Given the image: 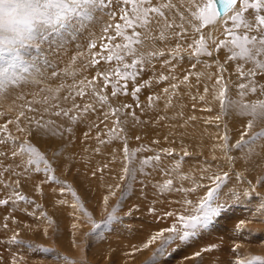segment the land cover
Listing matches in <instances>:
<instances>
[{
	"label": "rangeland",
	"instance_id": "rangeland-1",
	"mask_svg": "<svg viewBox=\"0 0 264 264\" xmlns=\"http://www.w3.org/2000/svg\"><path fill=\"white\" fill-rule=\"evenodd\" d=\"M162 2L151 0L143 7L169 4ZM172 9H163L167 23L174 25L172 29L164 20L135 29L141 43L133 46L143 54L144 63L137 79L127 82V95L117 86V95L113 96V87L105 88L99 78V73L115 69L116 61H101L95 66L91 63L100 45L108 43L104 37L115 36V24H123L119 12L114 18L97 14L113 26L107 33L101 32L103 29L89 31L88 24L76 30L67 28L62 35L44 42L42 53L27 50L25 59L35 61V67L29 64L25 70L12 61L5 63L6 53L0 59V69H7L9 79L16 77L15 83L0 87V125L6 123L5 118L12 121L8 132L17 141L0 144V153H7L0 155V180L11 185L7 189L0 186V197L7 199L15 189L28 198L0 206V264H151L153 259L156 264H237L241 260L264 264V259H254L264 258V210L259 207L264 202V138L250 139L264 130V119L242 115L235 103L264 102V70L257 71L254 63L238 55L230 59L240 51L230 43L215 49L212 41L231 40L224 35L222 23L208 39L206 26L193 14L198 11L196 6H188L184 12ZM150 15L155 21L154 14ZM177 32L179 37L173 35ZM125 34L131 36L132 30ZM161 35L166 39H160ZM201 35L213 55L201 53L189 60L187 57L201 47ZM89 43H95L96 48H88ZM125 43L117 37L109 47L113 54L123 55L124 50L114 45ZM176 51L184 59H173ZM134 58L140 57L126 56L123 63H131ZM249 69L257 75L246 80L238 75ZM30 74L43 77L28 82ZM161 76L166 78L161 80ZM112 83L122 85L124 81L113 76ZM241 83L246 85L243 95L239 92ZM135 86L141 87L136 96L132 94ZM252 87L257 88L255 93ZM53 94L77 109L65 116V123L73 124L72 129L62 122L58 125L53 118H49L51 123L47 120L56 105ZM98 96H106L107 102H101ZM11 97L19 99L26 112L48 115L40 113L36 121L30 116L17 120L15 105L6 103ZM89 105L94 111H85ZM115 109H119L123 123H117V116L112 114ZM249 121L252 127H248ZM17 127L24 131L19 132ZM241 136L248 143L237 148L234 145ZM19 144L24 145L23 150ZM13 150L17 152L15 158ZM156 155L159 161L142 164L146 157ZM37 160L40 163L36 166L41 169L38 174L29 163ZM44 160L50 166L48 172L43 170ZM9 168L11 172L5 174ZM181 176L187 179L181 180ZM215 176L222 177L221 187L211 204L223 205L221 214L207 229H198L189 241L170 243L157 254L163 236L169 235L157 236L162 229H183L180 216L201 215L200 203L215 187ZM167 179L173 180L171 191L161 193L159 187ZM193 187L196 191L190 192ZM113 209L115 219L104 223ZM241 220L245 223L237 229ZM94 224L100 227L94 229ZM13 236L16 243L10 242ZM153 236H157L154 241ZM40 246L54 251H43ZM198 251L200 257L194 255Z\"/></svg>",
	"mask_w": 264,
	"mask_h": 264
},
{
	"label": "snow or ice",
	"instance_id": "snow-or-ice-1",
	"mask_svg": "<svg viewBox=\"0 0 264 264\" xmlns=\"http://www.w3.org/2000/svg\"><path fill=\"white\" fill-rule=\"evenodd\" d=\"M151 0H0V59H4V54H7V59L4 61L8 63L9 61L14 62V66L24 67L27 70V65L32 67L36 66L35 61H28L25 59V54L29 49H36L38 52H43L44 42L52 40L57 34L62 35V30L67 28H72L76 30L78 27L85 26L87 23L97 22V14L105 13L110 17H114L119 12V19L123 21V24H115V36L104 37L108 41L107 44L100 45V51L94 53L92 56L91 63L93 66L98 65L101 61L106 63H111L113 61L117 62V67L115 69H110L108 72L99 73V78L103 79L105 84L104 87H113L112 95H117L116 87H121V90L125 95H127V82L129 80L137 79L139 75V68L144 63V56L138 53L137 49L133 46L141 43L139 36L140 33L136 32L137 27L147 28L152 22L158 23L159 20L165 21V26L169 29L174 27L173 24L167 23V18L165 16V11L163 9H172L174 5L163 4L160 7H143L145 4H150ZM115 6V7H114ZM123 6V7H121ZM130 6V7H129ZM198 9L197 12L193 13L196 18L203 23L204 26H214L217 24H223V33L227 37H231V40H221L219 42L212 41L215 49L218 51L222 46H226L229 43L240 49L239 53L234 54L230 59H236L237 55L243 59L251 61L255 64L257 71L264 70V0H198L196 4ZM155 21L153 20V15ZM230 25V26H229ZM113 26L111 24H105L103 31L107 33ZM131 29L132 35L128 36L125 31ZM199 31V30H198ZM176 37L180 36V33L173 34ZM123 38L127 43L123 45H114V47L121 48L124 50V54H113L109 45L111 42L117 38ZM160 39H166L165 36L161 35ZM211 39V36H208ZM205 36H200L201 47H198L196 52L191 56L187 57L189 60L194 59L196 56L203 53L208 57H212L213 51L208 50L204 45ZM58 43V42H57ZM88 48H96L95 43H89ZM179 48V45L177 46ZM107 52L108 55L105 56L104 53ZM153 56L156 53L152 54ZM159 55H163L160 53ZM126 56L136 57L139 59H132L131 63H123ZM173 59H184V57L176 51L172 57ZM45 63H50L45 61ZM165 63H168L166 61ZM195 67V65H193ZM136 68L137 72H131L130 69ZM54 76L55 72L52 73ZM238 75L242 79H248L249 77H255L257 75L256 71L251 69L248 72L243 70L238 72ZM113 76L118 79H123L124 83L122 85L112 83ZM166 77L161 76L160 79L163 80ZM189 77L186 75L184 77L187 80ZM223 77H218L219 82ZM96 79L95 77L93 78ZM16 77L13 76L9 79L7 76V69H0V87L7 83H15ZM147 84V82H146ZM176 87L175 85L172 86ZM246 85L241 83L239 85V92L241 95L244 94ZM141 91L140 86H135L133 89V95L136 96L137 93ZM167 91V90H165ZM251 91L255 93L257 91L256 87H252ZM79 95H84L80 92ZM223 96L224 93H221ZM101 102H107L106 96H98ZM152 97L149 96V101ZM241 110L242 115H250L255 119H264V102H257L256 104H244L239 101L235 102ZM125 108L131 106L125 105ZM139 107V105H137ZM94 109L91 106L85 107V111ZM57 112L56 115H60ZM117 116V123H123L119 120V109H115L112 113ZM64 116H68V112H63ZM24 116L21 112L17 117L19 120ZM107 118V116L105 117ZM6 119V118H5ZM12 121H7L3 125H0V144L7 146L9 143H17L15 138L11 136L8 132V127ZM39 127V125H38ZM248 127H252V121H249ZM19 132H23V128L17 127ZM54 135L56 133H53ZM256 138H264V130H260L253 137H250L253 141ZM139 139V137H136ZM225 140L228 139L227 136L224 137ZM104 141H101L103 143ZM248 140L243 136L236 141L235 147L240 148L242 144H247ZM22 150L24 149L23 144L18 145ZM226 150L228 146L226 145ZM125 152L128 151L127 145L125 144ZM166 151V150H165ZM0 155H7V153H0ZM11 155L15 158L17 152L12 151ZM171 155V153H168ZM185 156L188 155L187 152L184 153ZM43 159V157H41ZM160 156L156 155L154 157H146L143 161V165H148L150 162L159 161ZM30 164L35 166V172L40 173L41 169L36 166L40 163V160L29 161ZM45 172L50 171V166H48L47 160H44ZM179 167V166H178ZM125 171H128L125 169ZM11 172V169H6L5 174ZM226 176L227 173H224ZM52 179H56L55 176ZM181 180H186L187 177L181 176ZM221 176H215V187L210 188L207 192V196L201 201L200 208L202 209L201 215H193L185 218L180 216L179 220L183 222V229H177L176 226H172L166 229H162L157 236H163L164 233L169 235L163 236L162 243L157 249V254L163 253L170 243L179 241L185 243L191 238L197 235L198 229H207L209 225L213 222L214 218L221 214L223 205L217 204L212 206L211 201L217 190L220 189ZM18 183V181H17ZM264 183V180L261 181ZM173 185L172 179H167L162 187H159V191L163 193L165 189L169 192L171 191V186ZM0 186L3 188H11L10 184L4 183L0 180ZM196 187H199L197 185ZM178 191H183L184 189H177ZM190 192L196 191V188H190ZM75 195V193H73ZM24 201L28 199L26 196L21 195L19 191L13 189L11 195L8 198L0 197V206L8 205L13 200ZM105 203H107V197H105ZM261 210H264V202L259 205ZM115 211L107 216L104 223L115 219ZM166 215L171 216L172 213H167ZM244 221L241 220L236 228L240 229L244 225ZM7 227V225H5ZM99 224H94V229L99 228ZM157 236L151 238L152 241L156 240ZM11 243H16L17 239L15 236L11 237ZM151 242V241H150ZM148 245L146 244L145 247ZM43 251L53 252V249L43 248ZM212 247H215L213 245ZM207 251V249H205ZM196 257L201 256V252L194 253ZM56 256L64 260H68L67 256H63L60 253H56ZM256 260H261L264 258L255 257ZM151 264H156L155 259L151 261ZM231 264V261H229ZM237 264H250L247 260L238 261Z\"/></svg>",
	"mask_w": 264,
	"mask_h": 264
},
{
	"label": "bare ground",
	"instance_id": "bare-ground-1",
	"mask_svg": "<svg viewBox=\"0 0 264 264\" xmlns=\"http://www.w3.org/2000/svg\"><path fill=\"white\" fill-rule=\"evenodd\" d=\"M160 1H163V2H165V1H169V3L170 4H172V5H174V8L177 10V11H183L184 12V10H186V8L188 9V6H190V7H192V9H193V7L194 6H196V2L194 1L193 2V0H160ZM162 2V3H163ZM168 4V3H167ZM192 5V6H191ZM161 6V5H160ZM175 9H172V12L173 11H175ZM196 9H197V7H196ZM168 10V9H167ZM188 11V10H187ZM118 14V13H117ZM119 16V15H118ZM114 18V17H113ZM104 19L105 18H97V22H95V23H87L89 26H90V29H89V31H96V30H98V31H101L103 28H104V26H105V24H110V21H108L109 19H107L106 21H104ZM218 25L219 24H217V25H214V26H206L205 27V34L207 35V36H213V34L215 33V29L218 27ZM87 26V25H86ZM100 29V30H99ZM101 32H103V33H105L104 31H101ZM213 38V37H212ZM211 38V39H212ZM80 42H81V40H80ZM76 52V51H75ZM140 52V51H139ZM72 53V52H71ZM74 54V53H73ZM78 54V53H77ZM75 55V54H74ZM80 55V54H79ZM77 57V56H76ZM84 61V60H83ZM85 62V61H84ZM67 67V66H66ZM42 70V69H41ZM66 71H68V69L66 70ZM32 72V71H31ZM28 73V72H27ZM30 73V72H29ZM44 73V72H43ZM66 76V75H65ZM225 76V75H224ZM37 77H40V78H42L43 76L42 75H39V76H37V75H32V74H30V75H28L27 76V81L28 82H30V81H32V80H34L35 78H37ZM263 78V77H262ZM33 82V81H32ZM52 86V85H51ZM30 87V86H29ZM46 91H48V90H46ZM2 93V92H1ZM1 95V94H0ZM12 95V94H11ZM53 98H54V100H55V103H56V105H54L52 108H53V110H52V112L49 114V116L48 117H46L47 118V120L49 121L50 119L49 118H53V119H55V120H57L58 121V125H60V122H62L63 124H61L62 126H65V124L66 125H68L69 127L71 126V129H72V127H73V124H70L69 123V121L67 122V123H65V116L63 115V111H64V109H63V107L65 108V109H67L68 111H69V116H71V113L74 111V113H75V111L77 110H75V108H74V106H70L68 103H70L69 101H66L65 103H63V101L65 100V98L64 97H61V98H57V96L55 95V94H53V95H51ZM2 99V98H1ZM3 101V100H2ZM35 101V100H34ZM33 101V102H34ZM75 102V101H74ZM6 103L7 104H9L10 106H13V105H15V106H13V107H16V109H17V114H20L21 112H23L24 113V117L26 118V117H28V116H30V117H32L31 119L32 120H34V121H36V117H38V116H42L40 113H42L43 115H45L46 116V114L47 113H44V112H38L37 113V115L35 114V113H30V112H32V110H30V112H26L25 111V108L26 107H24L23 108V106L20 104V101H19V99H17L16 97H11V98H8L7 100H6ZM71 104V103H70ZM73 104V103H72ZM59 105H61L62 107L60 108V106ZM68 105V106H67ZM0 106H2V104H0ZM3 107V106H2ZM9 107V106H8ZM3 109V108H2ZM27 109V108H26ZM31 109H32V107H31ZM28 110V109H27ZM43 111H48V110H45V109H42ZM12 111V110H11ZM11 111H9V112H11ZM2 112V111H1ZM5 112H7L6 110L5 111H3V113H5ZM49 112V111H48ZM57 112H60L61 114L58 116V115H56V113ZM77 112V111H76ZM12 113V112H11ZM9 114V113H8ZM77 114V113H76ZM0 115H1V113H0ZM48 115V114H47ZM74 115V114H73ZM82 115V114H81ZM3 116V115H2ZM1 119H2V117H0ZM70 119V118H69ZM3 120V119H2ZM5 120H8L7 118L5 119ZM54 120V121H55ZM9 121V120H8ZM50 122V121H49ZM71 122V121H70ZM74 122V121H73ZM72 122V123H73ZM1 123V122H0ZM51 123V122H50ZM54 124V123H53ZM56 124V123H55ZM61 126V127H62ZM10 127V126H9ZM60 127V128H61ZM45 129V128H44ZM72 131L73 130H71V134H72ZM76 133V132H75ZM78 133V132H77ZM23 139V138H22ZM80 165V164H79ZM78 165V166H79ZM133 222V221H132ZM139 236V235H138ZM6 243V242H5ZM9 252H10V250H9ZM6 254V256H7V254L8 253H5ZM10 255V254H9ZM9 257H11V256H9ZM7 258H8V256H7Z\"/></svg>",
	"mask_w": 264,
	"mask_h": 264
}]
</instances>
